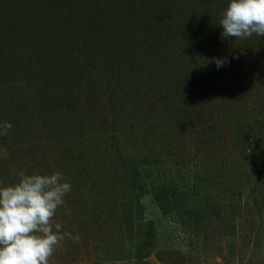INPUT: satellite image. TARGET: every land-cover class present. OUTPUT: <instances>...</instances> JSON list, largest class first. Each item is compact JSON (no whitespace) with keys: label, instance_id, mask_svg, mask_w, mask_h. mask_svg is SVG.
Returning a JSON list of instances; mask_svg holds the SVG:
<instances>
[{"label":"rangeland","instance_id":"rangeland-1","mask_svg":"<svg viewBox=\"0 0 264 264\" xmlns=\"http://www.w3.org/2000/svg\"><path fill=\"white\" fill-rule=\"evenodd\" d=\"M227 5L0 0V181L72 185L49 264H264V36Z\"/></svg>","mask_w":264,"mask_h":264},{"label":"clouds","instance_id":"clouds-1","mask_svg":"<svg viewBox=\"0 0 264 264\" xmlns=\"http://www.w3.org/2000/svg\"><path fill=\"white\" fill-rule=\"evenodd\" d=\"M222 39L264 36V0H228L218 22ZM230 61L217 59V69ZM12 128L0 122V136ZM8 155L0 149V156ZM18 182L0 181V264H49V259L71 232L61 223H53L57 209L72 185L61 172L27 174L16 172Z\"/></svg>","mask_w":264,"mask_h":264}]
</instances>
